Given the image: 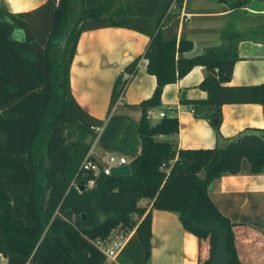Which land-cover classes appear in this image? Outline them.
Instances as JSON below:
<instances>
[{"label": "trees", "instance_id": "trees-1", "mask_svg": "<svg viewBox=\"0 0 264 264\" xmlns=\"http://www.w3.org/2000/svg\"><path fill=\"white\" fill-rule=\"evenodd\" d=\"M183 1L45 0L17 13L0 5V252L8 264H149L152 220L147 206L177 212L184 229L206 242L207 256L198 264H244L236 249L237 223L217 208L208 186L226 172H239L244 158L251 172L262 171L264 126L246 128L213 148L183 149L174 140L158 138L179 130L177 117L153 122L149 111L161 105L165 85L196 65L204 70L198 87L207 92L206 98L180 101L198 114L205 111L217 137L224 103H261L264 109V82L228 84L240 60V41L264 43V12L247 10L250 5L264 10V0H218L234 11L231 25L223 31L220 45L205 47L192 57L183 56L192 41L178 37ZM246 24L248 28H242ZM113 26L140 31L149 41L125 67L131 77L123 80L118 75L107 115L100 119L72 96L69 71L81 33ZM142 58L147 60V73L156 76V85L151 97L124 103L140 112L139 151L128 163L131 173L95 175L81 169L86 155L96 161L90 153L99 133L95 129L109 116ZM46 85L48 97L38 120L34 125L31 119L22 122L13 114L14 106ZM3 140L8 150L23 147L24 156L30 155L25 168L31 173V191L24 217L10 215L1 170ZM141 199L147 200L146 206L138 203ZM114 232L128 240L117 259L108 260L95 241H107Z\"/></svg>", "mask_w": 264, "mask_h": 264}, {"label": "crops", "instance_id": "crops-1", "mask_svg": "<svg viewBox=\"0 0 264 264\" xmlns=\"http://www.w3.org/2000/svg\"><path fill=\"white\" fill-rule=\"evenodd\" d=\"M45 0H0V5L17 13L38 7ZM180 11L181 24L178 37L192 41V47L183 56L192 57L205 47L218 46L222 33L231 25L234 11L225 8L218 0H184ZM188 8V10H186ZM249 13L264 12L261 6L247 8ZM74 60L69 71L70 90L76 102L92 116L104 119L110 104L111 91L118 75L141 55L149 41L140 31L119 26L95 28L81 33ZM238 60L233 66L230 85L260 84L264 82V43L240 41ZM147 60L142 58L133 79L121 93L109 116L98 126V136L90 153L96 162L110 156H124L130 161L139 151L138 122L140 112L130 110L124 103L133 105L151 97L156 76L146 71ZM204 78L202 66H193L176 82L162 90L161 105L152 108L151 121L161 119L160 112L178 119V131L170 136L159 135L162 140H174L179 148H213L226 137L235 136L246 128L264 126V109L260 103H224L220 107L219 137L208 118L191 105L181 103V98H206L207 92L198 85ZM237 173H224L213 179L208 194L223 215L236 224L237 254L244 264H264V167L251 172L246 158ZM147 205L146 199L138 201ZM151 211V253L149 264H198L207 255L206 242H200L186 231L177 212L161 209ZM0 264H8L0 252Z\"/></svg>", "mask_w": 264, "mask_h": 264}, {"label": "rangeland", "instance_id": "rangeland-1", "mask_svg": "<svg viewBox=\"0 0 264 264\" xmlns=\"http://www.w3.org/2000/svg\"><path fill=\"white\" fill-rule=\"evenodd\" d=\"M182 9L183 6L181 7L180 11ZM186 10H188V8H186ZM248 12L250 11L248 10ZM252 14L255 13L252 12ZM249 24L244 25L242 28H248ZM48 91L49 86L46 85L45 88L42 87L40 90L35 92L34 95H31V99H24L21 102L17 103V105H15L12 110L13 114L17 115L18 119H20L22 122H27V120L31 119L30 122L34 125V123L40 116L39 108L43 105L48 97ZM5 141L6 140L2 141L4 142L2 145V151H4L5 153L1 155L3 188L5 189V192L10 201V206H12L10 215H14L16 217H24L27 213V194L31 191V173L27 168H25L26 162L28 164L31 162L30 155L24 156L26 155V151L23 147V149H13L14 151L8 150L9 144H6ZM20 145L22 146V144ZM119 234L120 232H114L112 236H119ZM116 259L117 258L115 257V260Z\"/></svg>", "mask_w": 264, "mask_h": 264}, {"label": "built area", "instance_id": "built-area-1", "mask_svg": "<svg viewBox=\"0 0 264 264\" xmlns=\"http://www.w3.org/2000/svg\"><path fill=\"white\" fill-rule=\"evenodd\" d=\"M122 79L128 80L131 76L128 72L124 71L122 72ZM150 112V111H149ZM160 117H165L166 112L162 111L159 113ZM151 117V112H150ZM95 130H98L96 128ZM129 161L124 156H115L110 155L108 156L104 162L103 166L100 167L98 163L92 159L89 158V154L84 157V159L81 162L80 168L83 170H92L95 175L99 174L100 171H103L105 174H111V169L114 166L121 165V164H128ZM93 181L90 180L88 182V185H92ZM73 185H75V182H72ZM128 236L123 235L122 233L119 234V236H109L106 240H97L95 241L96 247L105 255V257L108 260H115V257L119 254V251L123 248L125 245Z\"/></svg>", "mask_w": 264, "mask_h": 264}, {"label": "water", "instance_id": "water-1", "mask_svg": "<svg viewBox=\"0 0 264 264\" xmlns=\"http://www.w3.org/2000/svg\"><path fill=\"white\" fill-rule=\"evenodd\" d=\"M131 173V167H129V164H121L112 167L111 169V175L117 176V175H129Z\"/></svg>", "mask_w": 264, "mask_h": 264}, {"label": "clouds", "instance_id": "clouds-1", "mask_svg": "<svg viewBox=\"0 0 264 264\" xmlns=\"http://www.w3.org/2000/svg\"><path fill=\"white\" fill-rule=\"evenodd\" d=\"M12 2H13V0H8V3H10V4H11Z\"/></svg>", "mask_w": 264, "mask_h": 264}]
</instances>
